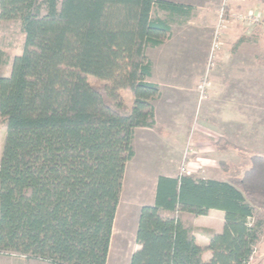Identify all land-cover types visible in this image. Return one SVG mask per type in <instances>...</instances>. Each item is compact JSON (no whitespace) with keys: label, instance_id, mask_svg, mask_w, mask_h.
I'll use <instances>...</instances> for the list:
<instances>
[{"label":"trees","instance_id":"1","mask_svg":"<svg viewBox=\"0 0 264 264\" xmlns=\"http://www.w3.org/2000/svg\"><path fill=\"white\" fill-rule=\"evenodd\" d=\"M154 7L183 6L0 0V22H17L23 35L8 76L1 74L0 43V254L28 264H108L135 129L154 127L161 96L148 80L146 49L162 45L171 27L152 17ZM215 146L247 155L248 168L226 180L159 175L153 204L139 210V248L128 264H249L264 237V154L223 138ZM212 209L223 211L224 224L219 233L199 230L208 238L202 247L193 219Z\"/></svg>","mask_w":264,"mask_h":264},{"label":"rangeland","instance_id":"2","mask_svg":"<svg viewBox=\"0 0 264 264\" xmlns=\"http://www.w3.org/2000/svg\"><path fill=\"white\" fill-rule=\"evenodd\" d=\"M232 5L233 12L236 9L245 12L257 8L264 15V0H237L233 1ZM217 7L220 8V2ZM218 9L213 28L216 26ZM160 16H164L163 13L154 7L152 17ZM189 19L190 25L184 24ZM181 20L183 22L175 21L173 28H187L185 30L187 32H184L185 42L178 39L177 43H165L151 53L156 63V71L151 81L159 87L162 86L163 98L172 95L167 86H189L193 89L191 94L194 95L188 94L189 101L182 97L178 98L176 113L162 114L163 121L157 125L155 122L153 128L135 129L132 147L136 156L125 168L123 189L107 257L108 264L129 263L136 244L135 229L139 210L151 203L157 177L161 171H172L174 160L179 159L177 176L181 175L180 162L182 157L186 156L191 161L193 178L226 180L229 177L241 176L248 168L249 160L247 155H241L231 147L217 149L215 143L219 138L249 153L264 154V29L253 30L231 20L220 37L221 47L217 52L214 66L207 70V55L201 67L203 44H199L201 42L199 37L202 34L197 36L200 31L193 29L202 28L199 24L201 19L193 16ZM213 32L214 29L209 31L211 34L208 37V48ZM191 35H196V39H191ZM240 37L244 38L243 42L237 44ZM0 43L5 53L1 74L8 76L12 59L20 54L23 45V35L17 22H0ZM183 47L185 50L191 49V52L186 53L187 56L184 52L182 54ZM178 49L185 55L182 58L178 57L183 60L169 61L167 56ZM171 63L179 66L178 70L167 69L166 65ZM204 79L209 85L202 95L199 86ZM88 81L91 84L98 83L92 76L88 77ZM121 94L125 104L130 105L132 97L129 92L123 90ZM181 106L188 108L184 112H179ZM179 126H184L186 139L181 154L176 158L177 155L168 153L170 150L168 151L165 145L168 147L169 143L161 138L165 136L174 143L173 136H180L176 134ZM4 134V127L0 122V154ZM188 145L192 150L186 149ZM185 150L188 151L187 154ZM199 230L203 229H197L196 232L202 233ZM0 264L28 262L24 256L0 254ZM249 264H264V237L255 245Z\"/></svg>","mask_w":264,"mask_h":264},{"label":"crops","instance_id":"3","mask_svg":"<svg viewBox=\"0 0 264 264\" xmlns=\"http://www.w3.org/2000/svg\"><path fill=\"white\" fill-rule=\"evenodd\" d=\"M164 1H168V2H172L174 4H178V5H182V8H176V10L174 11H169V10H165V9H160L158 7H156L157 9H160L161 12L163 13L164 16H160L158 18L167 20L170 27H171V34L170 37L160 46L155 47V48H147L146 49V54L149 57V59L152 62V74L151 76L148 78L149 81H151L155 71H156V63L154 58L151 56V53L155 52L157 49H159L161 46H163L165 43H177L178 39H181L183 42H185V38H186V34L184 32L187 28H173V24L175 23V21L179 20L180 22H183L181 20V18H192L194 17H198L201 19V22H199V24L201 25L202 28H193L196 30H199L200 32L197 34V36L201 35L199 38L201 40V42L199 44H203V59L201 57V67L204 64V61L206 59V55H208V37H209V31L211 32L214 28V24H215V20H216V12H217V5L219 4L220 0H164ZM190 25V19L188 20V22H184V24ZM206 34V35H205ZM196 35H191V39H196L197 37ZM188 39V38H187ZM191 44V42L189 43ZM194 44V43H192ZM191 48V45H190ZM178 50H174L172 51L169 55L167 56L169 61H180L183 59H179L182 58L183 56L186 55V53L191 52V49L188 48V50H185V47L181 48L182 50V54L183 52L185 53V55L181 54V51ZM161 51V50H160ZM187 56V55H186ZM179 57V58H178ZM174 60H173V59ZM167 69L170 70H178V67L175 63H171L170 65H166ZM184 67V66H183ZM166 68V67H165ZM168 71V70H167ZM152 82V81H151ZM162 87V86H161ZM160 87V91H161V96L159 99H157L156 101H154L153 105H154V119L156 122V125L161 123L163 121V115H167V114H174L176 113V109H177V99L178 98H183V99H187L189 101L190 97L188 96V94L190 95H194L191 94L193 92V89L191 87H184V86H167L170 90V92L172 93V95L170 96H166V98H163V89ZM162 99V102H161ZM188 107H184L181 106L178 110L179 112H184ZM184 126H179L176 130V134H180V136H173V140L174 143L172 142V139H170V141L168 140V138H166L165 136H163L161 139L163 141H166L169 143L168 147L167 145H165V148L170 152H168L169 154L171 153L173 156H176V158H178V156L181 154L182 149L185 145V139H186V135H185V129H183ZM137 129V128H136ZM168 140V141H167ZM178 142V143H176ZM177 147V148H176ZM136 156V152H134V156ZM179 159L174 160V164L173 167L174 169L172 171H161V173L159 175H164L167 177H177V164ZM127 166V165H126ZM171 172V173H168ZM124 179V178H123ZM222 180V179H219ZM156 184V183H155ZM123 189V187H122ZM120 201V200H119ZM154 201H151V203H149L148 205H152ZM119 205V204H118ZM117 212V211H116ZM117 216V215H115ZM116 219V217H115ZM115 219H114V223H115ZM113 223V225H114ZM193 223H194V227L197 229H205V230H211L215 233H219L222 230L223 224H224V213L223 211L220 210H209L208 213L206 215H201V216H196L193 219ZM137 225V224H136ZM136 230V229H135ZM203 233H199L196 232L195 233V237H196V242L204 247L207 245L208 242V238L206 236H203ZM113 237V227H112V235H111V240ZM111 243V241H110ZM139 248L138 244H135L133 251H135L136 249ZM211 257V251L210 250H204L202 253V260L203 261H208Z\"/></svg>","mask_w":264,"mask_h":264},{"label":"built area","instance_id":"4","mask_svg":"<svg viewBox=\"0 0 264 264\" xmlns=\"http://www.w3.org/2000/svg\"><path fill=\"white\" fill-rule=\"evenodd\" d=\"M233 1L237 0H220V8L218 9V18L216 22V26L214 28V32L212 35V40L210 43V47L208 50L207 61H206V69L210 70L214 66V61L217 57V52L220 50V37L224 28L231 20H235L238 23L244 24V27H250L253 30L264 29V15L261 13V10L255 8L250 10H245V12H240L237 10L233 12ZM259 27V28H257ZM209 83L206 79L200 84L199 90L203 95L205 89L208 87ZM187 150H192L191 146H187ZM185 150V154L188 151ZM191 161L186 156L182 157L180 162L179 172L182 175L191 176L192 170L190 168Z\"/></svg>","mask_w":264,"mask_h":264}]
</instances>
